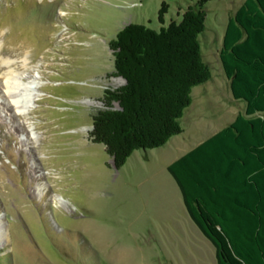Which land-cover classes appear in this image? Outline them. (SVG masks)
I'll use <instances>...</instances> for the list:
<instances>
[{
  "label": "rangeland",
  "instance_id": "374dc122",
  "mask_svg": "<svg viewBox=\"0 0 264 264\" xmlns=\"http://www.w3.org/2000/svg\"><path fill=\"white\" fill-rule=\"evenodd\" d=\"M162 1L0 0V56L22 70L19 59L28 53L46 80L28 115L41 134L24 148L30 140L19 133L27 124L18 121L25 116L2 106L6 67L0 69V220L8 237L0 264H216L214 246L189 216L167 164L244 113L219 58L228 17L243 0L204 6L198 39L211 76L192 88L183 131L172 138L177 148L136 149L117 169L105 146L89 138L92 115L105 107L104 89L125 82L112 74L108 41L129 22L159 29L180 21L197 0H165L163 24ZM40 169L46 173L36 178ZM41 181L47 185L40 195L33 189Z\"/></svg>",
  "mask_w": 264,
  "mask_h": 264
},
{
  "label": "trees",
  "instance_id": "16d2710c",
  "mask_svg": "<svg viewBox=\"0 0 264 264\" xmlns=\"http://www.w3.org/2000/svg\"><path fill=\"white\" fill-rule=\"evenodd\" d=\"M197 0L159 29L129 22L108 41L115 76L104 108L92 115L89 138L102 143L115 168L136 149L164 145L183 131L180 118L195 85L208 80L198 35ZM169 4L163 0L158 20ZM219 58L235 99L246 103L226 126L167 165L185 208L215 249L216 264H264V0H243L228 17ZM117 102L118 108L113 106Z\"/></svg>",
  "mask_w": 264,
  "mask_h": 264
},
{
  "label": "bare ground",
  "instance_id": "6f19581e",
  "mask_svg": "<svg viewBox=\"0 0 264 264\" xmlns=\"http://www.w3.org/2000/svg\"><path fill=\"white\" fill-rule=\"evenodd\" d=\"M59 12L60 14H62L63 10L61 9ZM63 39H65L64 36L61 40ZM1 44H2V40H0V45ZM0 50H1V47H0ZM31 61L32 60L29 59V54L25 53V55L22 56L21 59H19L20 66L23 69L17 70L15 69V64L17 63L15 59H11L10 57L0 56V69L3 67L4 68L6 67V69H4V71L1 72V77L3 78L2 84L4 87V93L6 95L5 104H3L2 106L4 107V105H7L8 107H10L13 114L15 115L25 116L23 120L21 119L22 123L18 121L19 122L18 124L22 125V127H24V124H27V127H24L26 128L25 129L26 132L19 133V136L22 139L30 140L28 143L24 145L25 146L24 148H29V147L32 148V145L34 146V144L38 142V136L41 134L39 131L36 130L33 121L30 119L28 115L30 113L29 111L35 106V99L38 98L39 95L42 94V91L39 89V86L46 82V80L41 77L40 66L37 64L36 65L31 64ZM28 67H31V69L26 70ZM120 80L124 81V78L120 77ZM8 118L10 120L11 117L7 116V119ZM45 173L46 172L42 169H40L39 171L36 170L35 177L36 178H38V176L41 177ZM45 185H47L45 181L43 182L41 181L37 183V186H35L33 189L34 192L39 193L41 195L43 190H41L42 191L41 192L40 188L45 187ZM53 198L55 199L54 201H56L58 205H62L65 203V200L60 195L54 194ZM2 222L3 221L1 219L0 220V247L4 244L5 237L8 239V237L5 234V231L1 230Z\"/></svg>",
  "mask_w": 264,
  "mask_h": 264
},
{
  "label": "crops",
  "instance_id": "0c3cea01",
  "mask_svg": "<svg viewBox=\"0 0 264 264\" xmlns=\"http://www.w3.org/2000/svg\"><path fill=\"white\" fill-rule=\"evenodd\" d=\"M179 134H180V133H179ZM176 135H178V134H176ZM176 135H173L171 138H169V140H168L164 145H162V146H165V145H168L169 143H171V144H169L170 147H173V148L175 147V148H177V147H178L177 142H176V143H172V138H173L174 136H176ZM196 144H197V143H196ZM196 144H195V145H196ZM162 146H160V147H162ZM193 146H194V145H193ZM193 146H192V147H193ZM192 147H190V148H192ZM190 148L186 149L183 153H185L186 151H188ZM183 153H182V154H183ZM182 154H181V155H182ZM179 156H180V155H179ZM179 156H178V157H179ZM176 158H177V157H176ZM176 158H175V159H176ZM173 160H174V159H173ZM173 160H172V161H173ZM172 161H170V162H172ZM170 162H169V163H170ZM169 163H168V164H169ZM168 164H167V165H168Z\"/></svg>",
  "mask_w": 264,
  "mask_h": 264
},
{
  "label": "water",
  "instance_id": "95a60500",
  "mask_svg": "<svg viewBox=\"0 0 264 264\" xmlns=\"http://www.w3.org/2000/svg\"><path fill=\"white\" fill-rule=\"evenodd\" d=\"M124 81H125V79H124Z\"/></svg>",
  "mask_w": 264,
  "mask_h": 264
}]
</instances>
